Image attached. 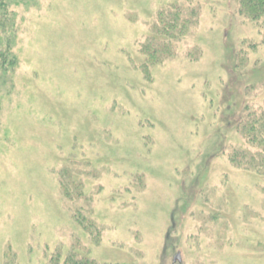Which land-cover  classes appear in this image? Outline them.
I'll list each match as a JSON object with an SVG mask.
<instances>
[{"label": "rangeland", "instance_id": "obj_1", "mask_svg": "<svg viewBox=\"0 0 264 264\" xmlns=\"http://www.w3.org/2000/svg\"><path fill=\"white\" fill-rule=\"evenodd\" d=\"M9 2L0 264H264V137L244 125L264 19L234 0Z\"/></svg>", "mask_w": 264, "mask_h": 264}, {"label": "trees", "instance_id": "obj_2", "mask_svg": "<svg viewBox=\"0 0 264 264\" xmlns=\"http://www.w3.org/2000/svg\"><path fill=\"white\" fill-rule=\"evenodd\" d=\"M9 0H0V88L2 89L7 83L6 76L13 74L17 66V58L12 53L14 37L8 39H2L13 27L14 13L11 12L9 7ZM234 4L237 5L239 13L247 19L253 22H261L264 19V0H234ZM179 18L168 14L161 18V25L158 29L160 35H165L171 40H176L178 32ZM158 37V34H153ZM154 38V37H153ZM155 39V38H154ZM154 41V40H152ZM164 47V46H163ZM150 53H156L160 51V42H152L151 46H148ZM245 128L248 133H252L255 137H264V109H259L254 112L248 113L245 118ZM255 162V158L251 156L247 151L242 154L241 162L252 164ZM259 166H264V161H259ZM11 264V263H10ZM65 264H97L94 261L88 259H77L74 254L68 255Z\"/></svg>", "mask_w": 264, "mask_h": 264}, {"label": "water", "instance_id": "obj_3", "mask_svg": "<svg viewBox=\"0 0 264 264\" xmlns=\"http://www.w3.org/2000/svg\"><path fill=\"white\" fill-rule=\"evenodd\" d=\"M177 258H178V260H180V256L179 255L177 256Z\"/></svg>", "mask_w": 264, "mask_h": 264}, {"label": "flooded vegetation", "instance_id": "obj_4", "mask_svg": "<svg viewBox=\"0 0 264 264\" xmlns=\"http://www.w3.org/2000/svg\"><path fill=\"white\" fill-rule=\"evenodd\" d=\"M176 260H178L177 256H176V258H175V262H176Z\"/></svg>", "mask_w": 264, "mask_h": 264}]
</instances>
